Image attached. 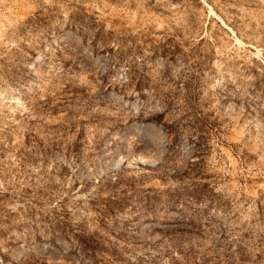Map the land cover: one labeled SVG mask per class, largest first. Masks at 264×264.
Here are the masks:
<instances>
[{"label": "rangeland", "instance_id": "1", "mask_svg": "<svg viewBox=\"0 0 264 264\" xmlns=\"http://www.w3.org/2000/svg\"><path fill=\"white\" fill-rule=\"evenodd\" d=\"M7 263L264 264V0H0Z\"/></svg>", "mask_w": 264, "mask_h": 264}, {"label": "bare ground", "instance_id": "2", "mask_svg": "<svg viewBox=\"0 0 264 264\" xmlns=\"http://www.w3.org/2000/svg\"><path fill=\"white\" fill-rule=\"evenodd\" d=\"M62 34V33H61ZM76 37V36H75ZM66 38H74V37H72V35H70V34H62V35H59V36H57V37H55L53 40H51L50 41V44L51 43H56V41L57 40H62V39H66ZM77 39V38H76ZM76 39H74V40H76ZM69 40V39H68ZM68 40H67V42H68ZM73 40V39H72ZM58 42V41H57ZM73 43V42H72ZM80 43V42H79ZM78 45V44H77ZM47 47V46H46ZM79 47V46H78ZM82 49V48H81ZM86 52V51H85ZM39 59V58H38ZM96 59H98V58H96ZM40 61V60H39ZM101 61H102V59H101ZM106 96H108V95H106ZM112 97V96H111ZM108 98V97H107ZM120 98V97H119ZM127 103V102H126ZM129 106V105H128ZM133 129H131L130 130V133H127V134H133V136L136 138V139H141V138H144L143 137V132L141 131V129L140 128H136V129H134V127H132ZM143 129V128H142ZM128 130V129H127ZM129 132V131H128ZM115 134V133H114ZM145 134H147V133H145ZM113 135V134H112ZM125 135V134H124ZM116 136H117V134H116ZM112 137V136H111ZM132 138V137H131ZM147 138V137H146ZM129 140V139H128ZM160 140V142H162V146H165L164 147V150L161 152V156H163L164 155V152H165V150H166V137L162 134L161 135V139H159ZM123 141V140H122ZM137 141V140H136ZM140 141V140H139ZM146 141V140H145ZM130 157V156H129ZM129 157H122V158H116L115 159V164H119L122 168H131V167H133V166H141V165H149V164H146V163H140V162H138V161H136L135 159H132V158H129ZM139 160V159H138ZM151 165V164H150ZM60 240H62V239H59V241ZM62 243V242H61ZM41 246V245H40ZM36 247V246H35ZM41 249V248H40ZM14 254V253H13ZM12 254V255H13ZM17 255V254H16ZM19 255V254H18ZM14 256H15V254H14ZM17 257V256H16ZM18 258V257H17ZM8 259H9V257H8ZM13 259L14 258H12L11 260H10V262L12 263V262H14L13 261ZM24 262H26V261H24ZM8 264V263H7Z\"/></svg>", "mask_w": 264, "mask_h": 264}]
</instances>
